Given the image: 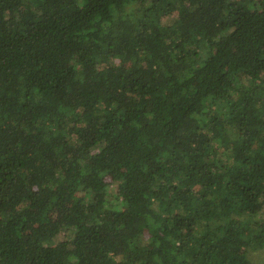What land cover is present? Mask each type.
Segmentation results:
<instances>
[{"label":"trees","instance_id":"obj_1","mask_svg":"<svg viewBox=\"0 0 264 264\" xmlns=\"http://www.w3.org/2000/svg\"><path fill=\"white\" fill-rule=\"evenodd\" d=\"M263 247L264 0H0V264Z\"/></svg>","mask_w":264,"mask_h":264},{"label":"rangeland","instance_id":"obj_2","mask_svg":"<svg viewBox=\"0 0 264 264\" xmlns=\"http://www.w3.org/2000/svg\"><path fill=\"white\" fill-rule=\"evenodd\" d=\"M175 18L174 15H170L163 18L164 23H170ZM109 191L113 193L115 190L112 187ZM68 217L65 212L57 211L53 214V220L49 227L44 230L43 237H50L54 242L62 241L68 238L67 232L61 228V226L66 225ZM251 258L254 264H261L264 261V247L251 253Z\"/></svg>","mask_w":264,"mask_h":264}]
</instances>
